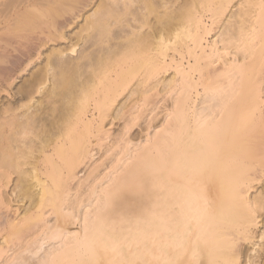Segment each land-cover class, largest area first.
Instances as JSON below:
<instances>
[{"label": "bare ground", "instance_id": "1", "mask_svg": "<svg viewBox=\"0 0 264 264\" xmlns=\"http://www.w3.org/2000/svg\"><path fill=\"white\" fill-rule=\"evenodd\" d=\"M263 183L264 0H0V264H264Z\"/></svg>", "mask_w": 264, "mask_h": 264}, {"label": "rangeland", "instance_id": "2", "mask_svg": "<svg viewBox=\"0 0 264 264\" xmlns=\"http://www.w3.org/2000/svg\"><path fill=\"white\" fill-rule=\"evenodd\" d=\"M80 23H81V21H79L78 24L75 25L74 29H73V27L71 28L72 32H74L75 30H77V28H78V26L80 25ZM37 62H38V61H37ZM38 63H39V62H38ZM38 63H37V65H38ZM35 66H36V64H34L32 68H35ZM28 72H29V71H28ZM28 72H27L26 74H23V76L21 75V76L18 78V80H16V82L13 84V86L15 87L16 84H17V85L20 84L23 80H25L26 77L28 78V77H29L28 75L30 74V72H29V73H28ZM27 78H26V79H27ZM13 86H12V87H13ZM14 87H13V88H14ZM2 97L4 98L5 95H3ZM116 122H117V121H115V123H116ZM113 127L116 128V125L113 126ZM263 184H264V183H263Z\"/></svg>", "mask_w": 264, "mask_h": 264}, {"label": "snow or ice", "instance_id": "3", "mask_svg": "<svg viewBox=\"0 0 264 264\" xmlns=\"http://www.w3.org/2000/svg\"><path fill=\"white\" fill-rule=\"evenodd\" d=\"M108 264H135V261H120V262L110 261L108 262Z\"/></svg>", "mask_w": 264, "mask_h": 264}]
</instances>
